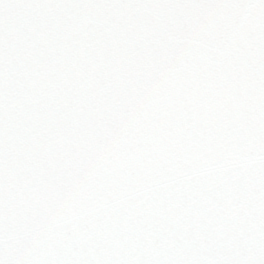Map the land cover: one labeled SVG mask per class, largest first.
Here are the masks:
<instances>
[{
  "label": "snow or ice",
  "instance_id": "6c2138e0",
  "mask_svg": "<svg viewBox=\"0 0 264 264\" xmlns=\"http://www.w3.org/2000/svg\"><path fill=\"white\" fill-rule=\"evenodd\" d=\"M0 264H264V0H0Z\"/></svg>",
  "mask_w": 264,
  "mask_h": 264
}]
</instances>
